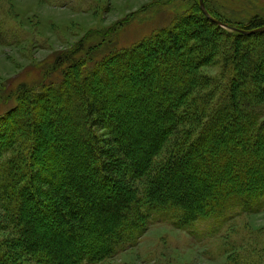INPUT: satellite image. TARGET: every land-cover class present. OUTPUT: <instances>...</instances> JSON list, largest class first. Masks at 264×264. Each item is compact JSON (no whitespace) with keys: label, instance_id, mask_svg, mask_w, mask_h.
Listing matches in <instances>:
<instances>
[{"label":"trees","instance_id":"obj_1","mask_svg":"<svg viewBox=\"0 0 264 264\" xmlns=\"http://www.w3.org/2000/svg\"><path fill=\"white\" fill-rule=\"evenodd\" d=\"M204 6L228 27L264 26L257 17L232 24ZM187 12L99 59L92 54L101 43L75 58L82 42L56 60L60 82L16 89V105L2 118L0 154L24 135L27 165L0 186L19 236L0 259L19 264L17 250L35 264H98L135 245L157 216L187 230L264 206V120L257 110L264 101V33L223 29L197 0ZM218 38L228 48L221 92L191 104L206 81L194 72L216 56Z\"/></svg>","mask_w":264,"mask_h":264},{"label":"rangeland","instance_id":"obj_2","mask_svg":"<svg viewBox=\"0 0 264 264\" xmlns=\"http://www.w3.org/2000/svg\"><path fill=\"white\" fill-rule=\"evenodd\" d=\"M203 3H207L215 17L232 24H243L252 17L264 20V0H203ZM193 4L194 0H0V130L2 118L16 105L18 87L56 84L62 80V69H55L61 55L77 50L82 42L86 47L77 51L75 58H83L89 47L99 43L101 46L92 54L94 59L129 48L173 25L175 19L189 14L187 11ZM218 40L221 48L216 56L194 72L206 81L191 94V104H203L198 100L202 95H210L213 101L221 92L220 82L225 78L222 54L228 48L222 46L226 43L224 38ZM257 110L260 123L264 120V101ZM36 113L39 125L45 123L43 116L47 112L43 109ZM100 134L107 136L106 131ZM28 141V137L19 135L8 146L9 152L0 154V186L5 176L10 178L9 172L25 169L23 152ZM164 155L163 148L157 163H162ZM142 190L139 185L140 198ZM5 204L0 192L2 252L19 240L15 226L6 218ZM159 217L150 222L135 245L126 246L112 259L98 264H264V206L233 214L224 224L208 221L187 230ZM14 252L19 264H35L29 255ZM0 260L3 264L10 263L7 259Z\"/></svg>","mask_w":264,"mask_h":264},{"label":"water","instance_id":"obj_3","mask_svg":"<svg viewBox=\"0 0 264 264\" xmlns=\"http://www.w3.org/2000/svg\"><path fill=\"white\" fill-rule=\"evenodd\" d=\"M199 7H200L201 12L205 15V17L207 19H209L211 22L215 23L217 26H219V27H221L223 29H228L229 31L237 32V33L243 34L245 36H250V35H254V34H262V33H264V26L261 27V28L255 29V30H251V31H245V30L243 31V30L232 28V27H228L225 24L216 21L206 11L204 3H203V0H199Z\"/></svg>","mask_w":264,"mask_h":264}]
</instances>
